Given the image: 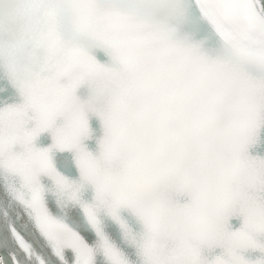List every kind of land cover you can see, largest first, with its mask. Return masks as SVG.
<instances>
[{"label": "snow or ice", "instance_id": "1", "mask_svg": "<svg viewBox=\"0 0 264 264\" xmlns=\"http://www.w3.org/2000/svg\"><path fill=\"white\" fill-rule=\"evenodd\" d=\"M0 264H264V0H0Z\"/></svg>", "mask_w": 264, "mask_h": 264}]
</instances>
